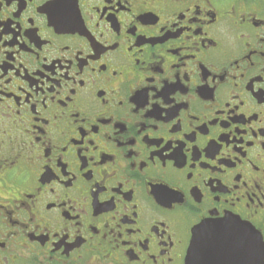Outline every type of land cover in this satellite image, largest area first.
<instances>
[{"label": "flooded vegetation", "instance_id": "af4514ba", "mask_svg": "<svg viewBox=\"0 0 264 264\" xmlns=\"http://www.w3.org/2000/svg\"><path fill=\"white\" fill-rule=\"evenodd\" d=\"M228 217L264 245V0H0V264H192Z\"/></svg>", "mask_w": 264, "mask_h": 264}, {"label": "water", "instance_id": "95a60500", "mask_svg": "<svg viewBox=\"0 0 264 264\" xmlns=\"http://www.w3.org/2000/svg\"><path fill=\"white\" fill-rule=\"evenodd\" d=\"M250 227V226H249ZM192 264H264V245L252 227L250 231L209 228L201 233L196 248L191 245Z\"/></svg>", "mask_w": 264, "mask_h": 264}, {"label": "snow or ice", "instance_id": "6c2138e0", "mask_svg": "<svg viewBox=\"0 0 264 264\" xmlns=\"http://www.w3.org/2000/svg\"><path fill=\"white\" fill-rule=\"evenodd\" d=\"M175 194L167 189H160L156 192V198L161 204L170 203ZM209 228L217 231L232 229L236 232L250 231L248 224L242 222L239 218L228 217L224 219L206 220L204 223L193 225L192 227V245L196 248L200 242L201 233Z\"/></svg>", "mask_w": 264, "mask_h": 264}]
</instances>
